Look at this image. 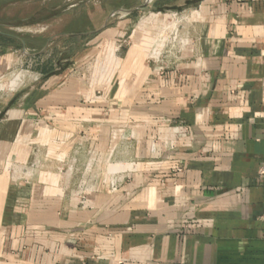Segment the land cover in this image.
<instances>
[{
	"label": "crops",
	"instance_id": "1",
	"mask_svg": "<svg viewBox=\"0 0 264 264\" xmlns=\"http://www.w3.org/2000/svg\"><path fill=\"white\" fill-rule=\"evenodd\" d=\"M176 23L165 51L121 19L0 94V264H264V0Z\"/></svg>",
	"mask_w": 264,
	"mask_h": 264
},
{
	"label": "rangeland",
	"instance_id": "2",
	"mask_svg": "<svg viewBox=\"0 0 264 264\" xmlns=\"http://www.w3.org/2000/svg\"><path fill=\"white\" fill-rule=\"evenodd\" d=\"M197 2L199 0H0V55L9 54L15 60L4 79H0V94L12 95L39 83L47 74L59 70V63L65 65L67 59L72 60L80 53L85 42L100 29L121 19L158 20L163 28L156 31L164 38L162 47L166 51L183 9ZM172 25L176 26L168 28ZM113 47L111 44L100 53L105 55Z\"/></svg>",
	"mask_w": 264,
	"mask_h": 264
},
{
	"label": "built area",
	"instance_id": "3",
	"mask_svg": "<svg viewBox=\"0 0 264 264\" xmlns=\"http://www.w3.org/2000/svg\"><path fill=\"white\" fill-rule=\"evenodd\" d=\"M171 39L169 40V42H168V46H175L176 44L177 45H183L184 44V42L182 41H180L179 43H178V40H177V37H178V30H176V32H174L172 35H171ZM118 51H119V48H116V46L114 45V47L110 50V52L109 53H106L105 55H104V60H106L105 62H104V64L105 65H107V66H112L114 63H115V58H116V56H117V53H118ZM106 66V67H107ZM106 67H102V69L103 70H105V69H107ZM36 80H38V78L36 79ZM96 94L97 95H99L100 94V92H96ZM97 95H95V94H93L91 97H85L84 99H83V102H89L90 100H94V99H96V97H97ZM259 175L261 176V177H264V166L260 169V171H259Z\"/></svg>",
	"mask_w": 264,
	"mask_h": 264
},
{
	"label": "trees",
	"instance_id": "4",
	"mask_svg": "<svg viewBox=\"0 0 264 264\" xmlns=\"http://www.w3.org/2000/svg\"><path fill=\"white\" fill-rule=\"evenodd\" d=\"M1 38H3V37H1Z\"/></svg>",
	"mask_w": 264,
	"mask_h": 264
}]
</instances>
